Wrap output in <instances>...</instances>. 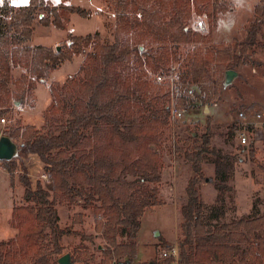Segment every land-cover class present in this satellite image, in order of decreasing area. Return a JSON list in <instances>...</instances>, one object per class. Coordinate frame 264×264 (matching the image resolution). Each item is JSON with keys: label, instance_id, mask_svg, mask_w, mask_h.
Returning <instances> with one entry per match:
<instances>
[{"label": "trees", "instance_id": "1", "mask_svg": "<svg viewBox=\"0 0 264 264\" xmlns=\"http://www.w3.org/2000/svg\"><path fill=\"white\" fill-rule=\"evenodd\" d=\"M104 1L116 16L113 43H104L97 32L69 35L56 48L30 45L36 19L44 27L66 31L73 14L89 18L91 10L72 6L70 0H28L21 7L11 0L0 4V119L17 104H26L37 85L62 64L84 55L76 75L64 85L55 83L50 88L53 103L45 115L47 133L29 125L8 134L12 140H22L24 159L30 155L40 158L53 183V197L41 181L33 186L21 162L19 180L27 205L13 210L18 234L0 241V264H21L23 260L59 264L52 257L64 252L65 237L94 242L95 235L61 226L57 204L63 198L71 204L83 199V208L94 210L97 235L106 241L101 264H130L138 255L146 210L161 204L158 185L163 178V157L158 147L167 128L177 138L174 152L193 171L186 187L187 202L181 209L179 264H264V213L215 224L208 219L223 220L224 208L205 216L200 193L206 178L205 159L214 158L215 186L222 194L234 168L231 156L212 147L208 131L200 137L191 132L188 138H180V128L175 129L171 116L172 101L177 109L190 104L192 87L204 106H212L220 99L225 72L252 64L249 51L257 45L264 47L259 42L264 0L254 6V18L244 38L234 39L233 47L212 40L219 16L229 11L227 0ZM194 16L207 18V33L191 26ZM188 47L191 50L183 64L182 49ZM16 69L25 73L16 78ZM175 70L179 76L176 88L172 90L169 82H157V77H171ZM242 111L251 116L259 108L252 105ZM64 114H68L66 122L54 124L53 119ZM234 129L231 126L230 133ZM249 154L254 157L253 149ZM18 161L1 162L12 178L19 170ZM171 248L164 243L165 250ZM85 252L89 254L88 249ZM173 261L169 257L154 264Z\"/></svg>", "mask_w": 264, "mask_h": 264}, {"label": "rangeland", "instance_id": "2", "mask_svg": "<svg viewBox=\"0 0 264 264\" xmlns=\"http://www.w3.org/2000/svg\"><path fill=\"white\" fill-rule=\"evenodd\" d=\"M3 1L0 0V2ZM27 2L28 0H14L18 7L24 6ZM258 2L259 0H227L229 11L219 16L212 31L213 42L233 47L234 39H243L247 26L254 18L253 8ZM69 4L91 10L92 16L83 18L73 14L66 31L58 30L54 26L44 27L38 17L34 24V34L30 45L56 48L66 41L69 35L86 36L97 32L101 34L104 43L114 42L116 16L104 0H70ZM198 19L208 23L207 18L194 16L191 22L192 27L195 28ZM202 32H208V24ZM259 42L264 44V28ZM190 50V47L182 49L183 64L187 62V54ZM249 53L252 64L238 66L235 69L238 76L232 84L226 88L223 85L219 86L220 99L212 106H208L209 112L206 106L195 97L196 87H192L193 95H190V104L186 108L185 116L175 125V129L180 128L179 135L183 139L188 138L191 132L200 137L208 131L212 138V147L222 154L231 156L233 160L232 174L225 183L227 189L220 194L215 186L214 158L205 159L203 170L206 178L200 186L201 197L205 204V216L211 215L212 210L219 211L220 207L225 209V218L217 221L214 217H210L208 222L211 224L256 217L264 213V143L257 142L255 146L253 144L245 146L242 150L243 146L239 145L236 134L230 133L231 126L234 127L236 112L242 110V107L256 105L259 111L255 114L260 113L264 118V47L257 45ZM83 60L84 55H80L62 64L48 80L37 85L33 96L26 104H17L10 114L2 118L6 120L5 123H2L0 119V139L8 136L14 129L29 125L46 134L48 130L44 128L45 115L53 103L50 88L55 83L66 84L70 77L79 72ZM13 73L16 78H20L25 71L16 69ZM67 119L68 114H64L53 120L54 124L60 125ZM175 140L177 138L172 136L171 130L165 129L161 146L158 147L163 157V178L158 185L161 204L146 210L141 220L142 226L137 241L138 258L132 259L130 264H154V261L160 260V253L164 250L165 242L172 248H179V243L183 239L184 219L181 209L187 202L186 187L193 176V171L191 165L185 163L178 153L174 152ZM13 141L19 146L22 144L20 139ZM250 149L255 152L254 157L249 154ZM19 161V170L14 178L2 168L0 162V241H9L17 236L18 229L13 220V210L27 205L23 197L24 188L19 180L21 162L27 167L33 186L35 187L36 183L41 181L53 197V183L45 174L44 164L40 158L37 155H30L27 159L21 156ZM76 202L71 204L68 198L58 201L61 226H73L75 230L87 236L95 235L94 242L83 241L76 236L65 237L62 242L64 252L60 256L54 255L52 259L59 260L64 255L70 254L73 258L79 256L82 258L74 264H101L102 250L106 248V241L102 236L97 235L94 210L84 209L83 199H78ZM157 233L160 235L157 236ZM85 249H88L89 254L94 255L95 259L91 260ZM21 264L32 263L23 260Z\"/></svg>", "mask_w": 264, "mask_h": 264}, {"label": "built area", "instance_id": "3", "mask_svg": "<svg viewBox=\"0 0 264 264\" xmlns=\"http://www.w3.org/2000/svg\"><path fill=\"white\" fill-rule=\"evenodd\" d=\"M206 25L207 24L204 20L198 19L196 20L195 28L202 31L206 28ZM178 81L179 76L177 70H175L174 74L171 77H157V82L160 84L169 82L172 90L176 88V85H178ZM185 113L186 108L177 109L175 107L174 101H172L171 116L174 126L176 125V122L184 118ZM1 122L5 123L6 120L2 119ZM234 127V133L237 136L239 145L245 147L249 146L250 144H253L255 146L257 142L264 143V118L260 113L246 116L242 110H237ZM169 257L174 258L172 264H179L180 249L177 247L171 248L169 250L164 249L161 251L160 259H167Z\"/></svg>", "mask_w": 264, "mask_h": 264}, {"label": "water", "instance_id": "4", "mask_svg": "<svg viewBox=\"0 0 264 264\" xmlns=\"http://www.w3.org/2000/svg\"><path fill=\"white\" fill-rule=\"evenodd\" d=\"M60 50V47H58ZM238 76V73L233 70H229L225 72L224 81L222 83L223 87L226 88L232 84L234 79ZM206 110L209 112L208 106H206ZM22 145L19 146L16 144L9 136H3L0 139V162L3 161H12L15 159L21 158ZM160 234L157 233V236ZM59 264H74L72 257L70 254H66L58 260Z\"/></svg>", "mask_w": 264, "mask_h": 264}, {"label": "crops", "instance_id": "5", "mask_svg": "<svg viewBox=\"0 0 264 264\" xmlns=\"http://www.w3.org/2000/svg\"><path fill=\"white\" fill-rule=\"evenodd\" d=\"M12 1V4L14 5V6H16L15 5V3H14V0H11ZM3 2H0V4H2ZM16 7H18V6H16ZM72 17V16H71ZM71 23V22H70ZM33 38V37H32ZM32 41V40H31ZM44 46V45H43ZM52 75V74H51ZM138 254H139V249H138ZM137 258H138V255H137Z\"/></svg>", "mask_w": 264, "mask_h": 264}]
</instances>
